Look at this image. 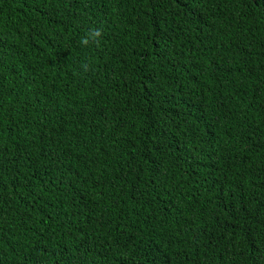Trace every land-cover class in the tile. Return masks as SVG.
I'll list each match as a JSON object with an SVG mask.
<instances>
[{
	"label": "trees",
	"instance_id": "trees-1",
	"mask_svg": "<svg viewBox=\"0 0 264 264\" xmlns=\"http://www.w3.org/2000/svg\"><path fill=\"white\" fill-rule=\"evenodd\" d=\"M0 264H264V0H0Z\"/></svg>",
	"mask_w": 264,
	"mask_h": 264
},
{
	"label": "clouds",
	"instance_id": "clouds-1",
	"mask_svg": "<svg viewBox=\"0 0 264 264\" xmlns=\"http://www.w3.org/2000/svg\"><path fill=\"white\" fill-rule=\"evenodd\" d=\"M101 35H102L101 30L94 27L86 34L85 38L81 40V44L87 46L90 40L95 41Z\"/></svg>",
	"mask_w": 264,
	"mask_h": 264
}]
</instances>
